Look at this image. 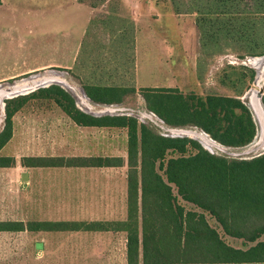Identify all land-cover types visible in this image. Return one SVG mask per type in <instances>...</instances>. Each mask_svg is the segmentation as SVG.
<instances>
[{
  "label": "trees",
  "instance_id": "1",
  "mask_svg": "<svg viewBox=\"0 0 264 264\" xmlns=\"http://www.w3.org/2000/svg\"><path fill=\"white\" fill-rule=\"evenodd\" d=\"M218 3V5H217ZM197 19L205 44L239 42L247 55L264 53V0L247 12L235 0H217ZM243 21H252L248 26ZM244 34L248 35L247 38ZM222 41V42H221ZM96 103H120L131 90L88 88ZM133 92V91H132ZM146 108L172 127L193 126L219 144L241 148L252 142L256 126L239 98L183 95L175 88L141 89ZM51 101L76 126L123 129L126 157H23V168H121L126 165V219L111 222H0V232H93L126 234L127 264H264V154L229 159L209 153L190 138L155 134L131 116L94 117L80 111L71 95L51 85L5 100L0 151L13 135V117L30 101ZM12 156L0 155V169L13 168ZM179 201L191 205L186 209ZM241 240L244 248L228 245L208 224Z\"/></svg>",
  "mask_w": 264,
  "mask_h": 264
},
{
  "label": "rangeland",
  "instance_id": "2",
  "mask_svg": "<svg viewBox=\"0 0 264 264\" xmlns=\"http://www.w3.org/2000/svg\"><path fill=\"white\" fill-rule=\"evenodd\" d=\"M62 1L63 6L58 7L62 13V20L45 21L41 25V21H31L35 24L31 25L28 21H23L24 15L28 12L27 3L32 2L39 6L41 0H1L3 5L0 7V78L40 66L48 61L70 64L71 51L80 45L77 64L84 61L89 64L92 61H99L97 56L104 53L103 58L106 60L104 62L101 58V63L105 69L119 67L120 70L128 71L127 80L132 75L137 77L139 87L142 86V89L151 86L175 88L183 95L230 96L239 98L246 104L247 94L252 89H258L255 84L257 70L252 58L262 56L264 53L257 56L247 55L246 50L240 48L239 42L211 46L205 44L203 34L199 32L197 19L202 15L203 9L214 5L217 0H81L93 10L91 21H86L90 18L84 9L65 6L69 0ZM254 3L255 0H235L233 8L237 6L247 12V9L253 8ZM71 14L73 16L69 17ZM77 20L80 22H74V25L72 21ZM243 23L249 27L252 21ZM261 35L264 39L263 27ZM244 37L247 38L248 35L246 37L244 34ZM119 43L121 50L118 49ZM55 48L59 51L56 52ZM52 74H57L65 81H71L70 74L66 72L47 70L0 85L21 83L35 76ZM73 82L76 81L73 79ZM30 91L31 89L21 91L18 96L34 92ZM76 102L84 109L79 99H76ZM262 104L264 108V93ZM117 106L121 108L117 113L135 116L139 123H143L155 134L166 136L171 133L169 130L171 127L155 117L152 119L147 117L151 112L146 108L139 88ZM103 109L94 106V109L90 110L102 112ZM3 114L4 112L0 110V130L3 126ZM178 128L199 132L193 126ZM198 140L195 139L197 142ZM126 141V131L123 129H82L74 125L51 101L30 100L13 117V136L0 151L1 156H12L17 161L16 167L0 170V219H16L20 216L19 209L17 212H9L6 209L8 204L14 203V207L21 205L23 208L19 194L22 191L18 189L17 183L18 180H26V176L22 177L26 169L21 168L19 164L21 158L108 156L125 159ZM254 141L241 149H230L228 152L249 151L241 156L244 159L257 156L263 149ZM211 150L215 155L233 159L215 148ZM126 170V165L118 169L104 170L105 181L109 184L115 181L119 183V177L122 178ZM80 172L74 170V173L69 172L60 175L59 178L61 181L63 177L66 179L76 177L81 180ZM40 173L42 182L46 183L49 179L46 169H42ZM13 178L17 179L15 190L12 187ZM179 202L187 210L194 209L187 203ZM206 219L228 245L244 248L241 240L225 236L211 217L206 215ZM30 240L24 233L0 234V244L8 242L19 244ZM261 240H264V236ZM3 252L5 251L0 250V256ZM16 252L20 256L11 263L24 264L22 256L28 251L22 249Z\"/></svg>",
  "mask_w": 264,
  "mask_h": 264
},
{
  "label": "crops",
  "instance_id": "3",
  "mask_svg": "<svg viewBox=\"0 0 264 264\" xmlns=\"http://www.w3.org/2000/svg\"><path fill=\"white\" fill-rule=\"evenodd\" d=\"M27 4L28 12L24 15L25 19H23V21H28L31 25L34 24L31 21H41V25L42 23H45V21L62 20V13L58 10V7L63 6L62 0H41L39 6L32 2ZM65 4V6H77L84 9L87 12V17L90 18L88 20L86 19V21H91L93 10L85 2L81 0H69ZM2 5L3 4L0 0V7ZM50 10L58 11L49 13L48 11ZM72 16L73 14L69 15V17ZM74 22L78 23L80 21H72L73 24ZM118 49L121 50L120 43ZM55 51L58 52L59 49L55 48ZM80 51V45L74 47L70 55V58H72L70 64L63 65L58 62L48 61L40 66L29 68L7 77H2L0 78V83L27 77L47 70H57L66 72L68 75L70 74L71 81H66L81 92L84 91L85 94V87H114L128 89L131 90V92L137 91L138 88L140 90L142 89V86L139 87V79H137V77L132 75L127 80L129 74L128 71L120 70L119 67L116 69L114 67L105 69L103 63H101L102 60H104V62L106 60L103 58L104 53L97 56V58L100 59L99 61H92L90 64L89 62L84 61L77 64V56H79ZM118 56L120 57L121 54ZM101 58L103 59L101 60ZM134 72L136 73V69ZM134 72L132 73L134 74ZM73 79L76 82H73ZM146 88L157 87L151 86ZM131 92L124 94L120 103H122ZM74 97L75 99H78L77 95H74ZM87 102L90 105L91 110L94 109V106L102 108L106 106V104L93 102L89 98ZM120 103L109 105L117 106ZM75 105L80 111L87 110L85 108L82 109L76 102ZM91 110L90 112H92ZM24 169H26V180L21 179L17 181V179H11L14 190L16 189L15 183L17 181L19 186L18 189L22 191L19 194L22 198L21 203L23 204V208L20 205L21 203L19 204V207H14V203L8 204L6 207V209L12 213L13 211L17 212L19 209L18 213L20 216L16 219H0V222L21 221L26 223L31 221H63L39 220L44 218L73 219L71 222H111L124 221L126 219V174L122 177L123 179L119 177V183H116L115 181L114 183L109 184L105 181L106 179L104 177V170L118 168H67L65 170L62 168H48L46 169V174H49V179L46 183L42 182V177L40 176L42 169ZM74 170L78 173L81 171V180H78L76 177L74 179H66L63 177L61 181L59 178L60 175L63 176V174L69 172L74 173ZM15 233H24L31 240L19 244L10 242L0 244V250L5 251L2 253L3 255L0 256V264H12L11 262L20 256L16 251L22 249L28 251V253L22 256L24 264H127L126 234L121 231L0 232V234Z\"/></svg>",
  "mask_w": 264,
  "mask_h": 264
},
{
  "label": "water",
  "instance_id": "4",
  "mask_svg": "<svg viewBox=\"0 0 264 264\" xmlns=\"http://www.w3.org/2000/svg\"><path fill=\"white\" fill-rule=\"evenodd\" d=\"M252 61H254L255 65H256L255 69L257 70V68L263 66V64H264V54L262 56L252 58ZM52 75H54V74H52ZM42 76H46V75H40V76H35V77H42ZM55 76H57L58 78L63 80L65 82V84L62 83V81L52 80V81H50L47 84H42V83L34 84V87H32V85H31L32 83H31L30 85H27L29 87H26V88L20 89V90L16 89V88H22V87H18L17 86L19 84V82L18 83H14V84H10V85H6V86L0 85V90L1 91L3 90V92L5 93V95H2V97L0 98V102L2 104L1 111L4 112L5 100L17 97L20 94L21 91H24V90H27V89L28 90L31 89V91H35L36 89L46 88V87H49L51 85H56V86L61 87L66 92H68L74 99H75L74 95H77L78 98L81 97V95H82L83 97H85L88 100V97L86 96L84 91L81 92L76 87L70 85L67 81H65L64 79L59 77L57 74ZM259 77L260 76H259V73L257 71L255 84H256V80L259 79ZM32 78H34V77H32ZM263 93H264V83L262 85H260L258 87V89H252L247 94V98H248L247 104L243 102L246 105V107L249 109V111H250V113L252 115V119L254 121V124L256 126V132H255V136H254L252 142L255 140L254 143L258 142L257 146H259V147H261L263 149L262 153L258 154L257 156L251 157V158H255V157H258V156L264 154V125L261 122V119L259 118V114L260 113L264 114V108H263V104H262ZM75 102H76V99H75ZM90 108H89V111L88 110H82L81 108L80 109L82 111L88 113V114H91V115L95 116V117H98V116L99 117H101V116H123L124 115L123 113H117L118 111L121 110V108L116 106V105L115 106H113V105H108L107 106L106 105V106H104V109L102 110V112H93V111L90 112ZM259 110H260V112H259ZM3 116H4V114H3ZM127 116H131V115H127ZM147 117L149 119H152L153 117H155L159 121H161L163 124H165L161 119H159L153 113H151L150 115H147ZM3 122H4V119H3ZM169 127H171V128H169L171 133L169 135H166V136H168V137H179V138H189V137H191L192 139H194L195 137L202 138L201 139L202 141L200 139L198 140V138H195V139H197L198 142L202 145V147L205 150H207L209 153H211V154H214L211 149L215 148L218 151H220L221 153L226 154V155H228L230 157H233V159L240 160V159H244V158L241 157L243 154H246L247 152H249V151H243V152L229 153L228 150H230V149H239V148H231V147L223 146V145L219 144L218 142L214 141L209 135H207L202 130H200V129L196 128V127H194V128L197 129L199 132L189 131V130L186 131V130L180 129L178 127H172V126H169ZM206 138H208V141H207ZM208 142H210V143H208ZM204 143H206L208 147L205 146ZM249 144H251V143H249ZM251 158H248V159H251ZM25 176H26V174L24 173L22 175V177L24 178Z\"/></svg>",
  "mask_w": 264,
  "mask_h": 264
},
{
  "label": "bare ground",
  "instance_id": "5",
  "mask_svg": "<svg viewBox=\"0 0 264 264\" xmlns=\"http://www.w3.org/2000/svg\"><path fill=\"white\" fill-rule=\"evenodd\" d=\"M261 68V69H260ZM263 68V69H262ZM257 71H258V73H259V76L261 75V77L259 78V79H257L256 80V85H257V88L260 86V85H262L263 83H264V64H263V66H261V67H259V68H257ZM263 77V78H262ZM262 79V80H261ZM52 80H58V81H62V83H64L65 84V82L63 81V80H61L60 78H58L57 76H55V75H46V76H42V77H34V78H30V79H28V80H25V81H23V82H21V83H19L17 86L18 87H22V88H16V89H18V90H20V89H24V88H26V87H29V86H27V85H30L31 83V85H32V87H34V84H38V83H42V84H47V83H49L50 81H52ZM24 86V87H23ZM5 88V87H4ZM3 88V89H4ZM11 88V87H10ZM12 89V88H11ZM13 90V89H12ZM2 95H5V93L3 92V90L1 91L0 90V98L2 97ZM80 101H81V104H83V107L85 108V109H87L88 110V108H90V105L88 104V102H87V100H86V98L85 97H83L82 95H81V97H79L78 98ZM1 108H2V104H1V102H0V110H1ZM259 112H260V110H259ZM259 118L261 119V122L262 123H264V114H262V113H260L259 114ZM264 125V124H263ZM205 137V136H204ZM195 138H198V139H202V138H199V137H195ZM207 139V141H208V138H206ZM202 141V140H201ZM208 143H210V142H208ZM204 145L205 146H207V144L206 143H204ZM208 147V146H207Z\"/></svg>",
  "mask_w": 264,
  "mask_h": 264
}]
</instances>
